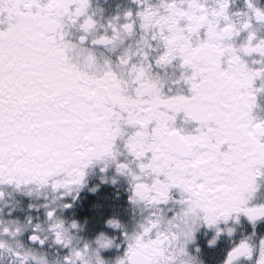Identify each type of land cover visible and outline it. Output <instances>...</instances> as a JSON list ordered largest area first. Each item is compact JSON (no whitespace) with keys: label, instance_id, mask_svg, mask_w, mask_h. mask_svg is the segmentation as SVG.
<instances>
[{"label":"snow or ice","instance_id":"obj_1","mask_svg":"<svg viewBox=\"0 0 264 264\" xmlns=\"http://www.w3.org/2000/svg\"><path fill=\"white\" fill-rule=\"evenodd\" d=\"M0 264H264V0H0Z\"/></svg>","mask_w":264,"mask_h":264}]
</instances>
